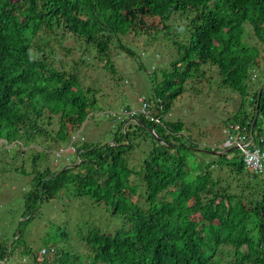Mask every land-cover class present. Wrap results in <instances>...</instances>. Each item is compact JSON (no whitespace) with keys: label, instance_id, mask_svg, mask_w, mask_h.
<instances>
[{"label":"trees","instance_id":"16d2710c","mask_svg":"<svg viewBox=\"0 0 264 264\" xmlns=\"http://www.w3.org/2000/svg\"><path fill=\"white\" fill-rule=\"evenodd\" d=\"M179 16L188 37L180 59L153 85L149 112L124 113L110 143L84 141L85 123L101 110V89L89 83L98 69L92 59L103 61L118 83L124 77L114 51L134 58L127 42L169 39ZM262 64L264 0H0L2 144L22 150L50 142L47 148L74 151L73 159L65 155L70 164L56 171L45 165L46 151L34 156L35 176L22 198L26 220L11 243L0 238V262L20 251L25 264H264V173L248 171L240 149L198 145L183 121L167 118L187 82H200L203 67L212 66L221 86L243 102L253 90L250 113L229 118V127L253 134L264 152ZM257 73L262 83L254 90ZM138 152L144 160L136 165ZM66 195L110 206L122 226L105 233L83 224L85 257L62 247L70 232L59 222L53 248L34 254L22 223Z\"/></svg>","mask_w":264,"mask_h":264},{"label":"rangeland","instance_id":"374dc122","mask_svg":"<svg viewBox=\"0 0 264 264\" xmlns=\"http://www.w3.org/2000/svg\"><path fill=\"white\" fill-rule=\"evenodd\" d=\"M184 18L180 17L175 20L176 22L174 20L173 23L171 22L172 34L169 39L162 37L157 42L150 43L145 36L133 37L127 43L135 53L134 58L129 55L126 57L124 54L118 55L117 51H114V63L120 76L124 77L118 83L111 73L103 69L105 68L103 61L92 59L94 67L98 66V69L91 72L93 80L89 78V83L101 89L98 95L101 110L94 112L95 117L85 123L81 131L84 141L105 144L112 142L117 125L125 117L124 113L143 111L146 100L151 99L155 102L153 85L157 86L158 79H162V72L180 59V47L186 43L188 35L180 29L186 22ZM247 32V36L252 37L249 26ZM74 41L70 39L66 45L70 46ZM249 41L255 42L253 37ZM75 55L79 57L78 49ZM181 65L184 67L185 63ZM203 71L200 73V82L196 84L193 81L187 82L186 92L175 102L167 118L183 121L198 139V145L210 150L219 148L223 151L226 148L228 153L231 151L229 148H236L229 146L234 143V140H231V137H234L231 135L233 119L229 121V118H233L239 112L242 118L246 113H250L249 104L254 92L250 90L243 102L238 93L221 86L216 68L205 65ZM261 71H264V64ZM252 82L256 90L261 82V73H257L256 79ZM2 142L0 139V238L11 243L17 225L19 226L21 220H26L22 198L31 188V181L35 176L34 156L38 155V152L46 151L45 165L56 171L70 164V160L66 158L73 159L74 154L71 153L74 151L71 146L67 147L68 145H58L57 149L47 148L50 142L42 145L34 144L35 149L22 150L18 144L4 145ZM138 153L133 157L136 165L144 160L141 153ZM65 155L68 156L65 158ZM209 157L215 158L213 155ZM40 162L41 160L37 161ZM59 222L64 223L63 228L70 232V241L62 243V247L68 249L71 246L85 257L88 254L87 249L80 241L82 235L80 229L86 233L83 224L93 222L105 233H113L122 226V218L113 215L110 206L98 204L90 197L77 198L66 195L61 199L45 203L32 221L22 223L20 231L34 254L42 253L45 249L43 247H48L49 250L53 248L52 245L57 241L55 225ZM20 255V251H17L16 258L0 264H25V261L28 263V259Z\"/></svg>","mask_w":264,"mask_h":264},{"label":"built area","instance_id":"2783aa9c","mask_svg":"<svg viewBox=\"0 0 264 264\" xmlns=\"http://www.w3.org/2000/svg\"><path fill=\"white\" fill-rule=\"evenodd\" d=\"M235 129L238 131L240 128L236 127ZM231 135L234 136L231 137L234 143L229 146H235L241 150L246 169L251 173L263 174L264 152L260 148L254 146V136L252 134L245 135L241 133H232Z\"/></svg>","mask_w":264,"mask_h":264},{"label":"clouds","instance_id":"9594fccd","mask_svg":"<svg viewBox=\"0 0 264 264\" xmlns=\"http://www.w3.org/2000/svg\"><path fill=\"white\" fill-rule=\"evenodd\" d=\"M148 107H149V105H147L146 104V107H145V104L143 105V111L142 112H148ZM236 127H238V126H236ZM253 135V134H252ZM254 136V135H253ZM237 148V147H236ZM42 253H44V252H42Z\"/></svg>","mask_w":264,"mask_h":264},{"label":"water","instance_id":"95a60500","mask_svg":"<svg viewBox=\"0 0 264 264\" xmlns=\"http://www.w3.org/2000/svg\"><path fill=\"white\" fill-rule=\"evenodd\" d=\"M257 119H258V115H257V117H256V121H257Z\"/></svg>","mask_w":264,"mask_h":264}]
</instances>
